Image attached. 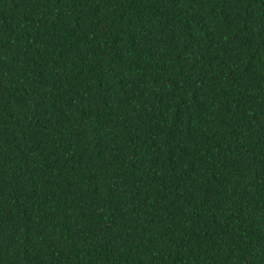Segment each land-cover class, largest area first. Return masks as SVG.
Wrapping results in <instances>:
<instances>
[{
    "label": "trees",
    "instance_id": "1",
    "mask_svg": "<svg viewBox=\"0 0 264 264\" xmlns=\"http://www.w3.org/2000/svg\"><path fill=\"white\" fill-rule=\"evenodd\" d=\"M0 264H264V0H0Z\"/></svg>",
    "mask_w": 264,
    "mask_h": 264
}]
</instances>
